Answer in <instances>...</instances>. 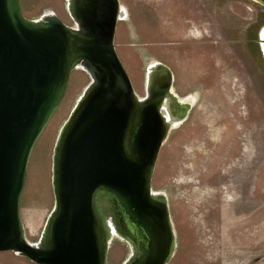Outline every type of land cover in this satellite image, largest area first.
I'll list each match as a JSON object with an SVG mask.
<instances>
[{
	"label": "water",
	"instance_id": "water-1",
	"mask_svg": "<svg viewBox=\"0 0 264 264\" xmlns=\"http://www.w3.org/2000/svg\"><path fill=\"white\" fill-rule=\"evenodd\" d=\"M68 10L76 27L53 14L29 20L21 0H0V253L35 264H108L105 199L114 233L131 249L124 264H169L176 235L167 197L152 185L170 131L161 109L172 71L160 64L151 79L150 69L147 97H139L114 43L125 18L119 0H68ZM77 68L92 82L61 129L55 207L31 244L21 217L30 160Z\"/></svg>",
	"mask_w": 264,
	"mask_h": 264
},
{
	"label": "rangeland",
	"instance_id": "rangeland-1",
	"mask_svg": "<svg viewBox=\"0 0 264 264\" xmlns=\"http://www.w3.org/2000/svg\"><path fill=\"white\" fill-rule=\"evenodd\" d=\"M119 2L125 18L114 43L136 94L146 96L149 70L160 64L174 72L182 95L200 94L190 121L168 135L153 176V191L166 195L176 235L169 264H264V56L255 52L264 29L263 0ZM21 6L29 20L53 14L76 27L68 0H21ZM91 82L84 69L72 72L33 151L21 199L31 244L40 241L55 207L58 137ZM183 105L179 116L188 107ZM114 232L108 264H124L131 249ZM0 264L35 263L7 252L0 253Z\"/></svg>",
	"mask_w": 264,
	"mask_h": 264
},
{
	"label": "flooded vegetation",
	"instance_id": "flooded-vegetation-1",
	"mask_svg": "<svg viewBox=\"0 0 264 264\" xmlns=\"http://www.w3.org/2000/svg\"><path fill=\"white\" fill-rule=\"evenodd\" d=\"M253 44V43H252ZM255 52H256V54H258V50H261L262 52H263V56H264V29L262 30V32H261V34H260V37H259V39L255 42ZM219 60V63H221V62H223L222 60H220V58L218 59ZM161 65H164V66H167V65H165V64H161ZM168 67V66H167ZM157 68V69H156ZM155 69L157 70V74L158 73H161V71L159 70V66L158 67H156ZM205 73H207V72H205ZM172 76H173V84H172V89H173V87H174V90L173 91H171L170 90V92H169V94L170 93H172V94H176L177 95V97L173 100V98H172V100H170V99H164V101H163V104H164V106H162V113L164 114V116L166 115V118H173L174 120H173V125H171V127H170V130H171V128H172V130L171 131H169L170 133H169V135H172V132L173 133H175L176 131H178L179 129H181L182 127H184V126H186V124H187V121L189 122L190 121V119L189 118H191L190 116H191V114H192V112H193V110H194V108L196 107V103H197V101L200 99V94H198V91H193L192 93H188V94H186V95H182V93H180V91H179V89L178 88H175V79H174V72L172 71ZM159 86H158V90H160V93L161 94H165L164 92L166 91V88H164L163 86H164V84H163V82L161 81V82H159V84H158ZM167 90H168V88H167ZM147 92V91H146ZM167 94V93H166ZM158 96H159V102H161V100H162V98H160V95L158 94ZM168 96V95H167ZM166 96V97H167ZM170 96V95H169ZM145 97H147V93H146V96H144L143 98H145ZM192 97H195V99H192ZM192 99V100H191ZM168 100V101H167ZM192 101H193V103H192ZM168 102V109H169V115H168V112H167V109H166V103ZM196 102V103H195ZM174 103H175V107H174ZM187 103V105L186 106H188L187 107V110L185 111L186 113H185V116H183V114L181 115V116H179L178 114H177V110H178V108H179V104H184L183 106H185V104ZM176 108V109H175ZM173 111H175V112H173ZM174 122H175V124H174ZM176 122H178L177 124H178V126L176 125ZM176 125V126H175ZM175 131V132H174ZM168 137H170V136H168ZM168 139V138H167ZM166 139V140H167ZM224 140H225V138H224ZM166 142V141H165ZM162 150V149H161ZM159 157H160V154H159ZM159 159V158H158ZM158 162V161H157Z\"/></svg>",
	"mask_w": 264,
	"mask_h": 264
},
{
	"label": "bare ground",
	"instance_id": "bare-ground-1",
	"mask_svg": "<svg viewBox=\"0 0 264 264\" xmlns=\"http://www.w3.org/2000/svg\"><path fill=\"white\" fill-rule=\"evenodd\" d=\"M123 10V9H122ZM123 12V11H122ZM157 69V68H156ZM155 69V72H152L151 74L152 75H150V78L152 79L156 74H157V70ZM170 95V98H173V100L176 98V96H174L172 93H170L169 94ZM169 98V99H170ZM168 101V100H167ZM180 105V104H179ZM174 107H175V103H174ZM166 109H167V112H168V102L166 103ZM176 109V108H175ZM187 109H185L182 113H186L185 111H186ZM173 112H175V111H173ZM172 118H170V119H168V124H169V126L171 127V125H173V123H172V120H171ZM26 186V185H25ZM25 190V189H24ZM99 205H100V211H101V213L104 215V218H105V220H106V224H107V227H108V230H109V233H110V240H111V231L113 230V229H115V227L112 225V223H111V216H110V211H109V209H108V206H109V203L105 200V199H100V201H99ZM115 232H116V230H115ZM120 236V235H119ZM121 237V236H120ZM122 239H124L123 237H121ZM18 254V253H17ZM19 255H21V254H19ZM22 257H24L23 255H21ZM107 262H108V260H107Z\"/></svg>",
	"mask_w": 264,
	"mask_h": 264
}]
</instances>
